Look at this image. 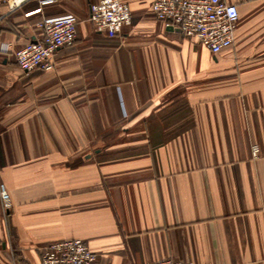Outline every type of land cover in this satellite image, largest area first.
Returning <instances> with one entry per match:
<instances>
[{
  "label": "crops",
  "instance_id": "obj_1",
  "mask_svg": "<svg viewBox=\"0 0 264 264\" xmlns=\"http://www.w3.org/2000/svg\"><path fill=\"white\" fill-rule=\"evenodd\" d=\"M98 1L0 0V263L79 238L99 264H264V0H226L239 20L219 53L153 0H124L132 22L100 32ZM69 13L75 42L23 70L37 22Z\"/></svg>",
  "mask_w": 264,
  "mask_h": 264
},
{
  "label": "built area",
  "instance_id": "obj_2",
  "mask_svg": "<svg viewBox=\"0 0 264 264\" xmlns=\"http://www.w3.org/2000/svg\"><path fill=\"white\" fill-rule=\"evenodd\" d=\"M27 0H7L11 8ZM152 13L165 26H175L189 38H195L213 53L234 45L239 8L226 0H153ZM90 20L96 29L110 36L119 33L132 22L129 4L124 0H99L90 7ZM36 26L41 38L30 40L15 52L18 65L23 70H52L58 49L72 45L78 32V19L66 15L44 17ZM5 48V46L3 47ZM258 156L259 147L252 146ZM1 204L5 211L11 206V198L4 184L1 185ZM97 253L82 239H66L50 243L42 248L41 264H99ZM1 264V263H0ZM14 264V263H11ZM143 264H197L193 260L165 257Z\"/></svg>",
  "mask_w": 264,
  "mask_h": 264
}]
</instances>
